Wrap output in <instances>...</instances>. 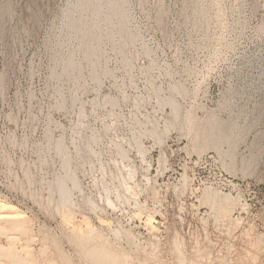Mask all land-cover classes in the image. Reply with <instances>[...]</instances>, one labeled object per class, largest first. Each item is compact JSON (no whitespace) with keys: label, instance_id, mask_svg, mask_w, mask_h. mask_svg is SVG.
Segmentation results:
<instances>
[{"label":"rangeland","instance_id":"1","mask_svg":"<svg viewBox=\"0 0 264 264\" xmlns=\"http://www.w3.org/2000/svg\"><path fill=\"white\" fill-rule=\"evenodd\" d=\"M0 204V264H264V0H0Z\"/></svg>","mask_w":264,"mask_h":264},{"label":"bare ground","instance_id":"2","mask_svg":"<svg viewBox=\"0 0 264 264\" xmlns=\"http://www.w3.org/2000/svg\"><path fill=\"white\" fill-rule=\"evenodd\" d=\"M2 204V205H1ZM0 205L2 206V207H4V208H7L8 207V204H3V203H1ZM8 217V216H7ZM20 221V220H19Z\"/></svg>","mask_w":264,"mask_h":264}]
</instances>
